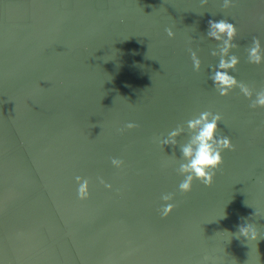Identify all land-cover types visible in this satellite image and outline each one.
<instances>
[{
    "label": "water",
    "instance_id": "water-1",
    "mask_svg": "<svg viewBox=\"0 0 264 264\" xmlns=\"http://www.w3.org/2000/svg\"><path fill=\"white\" fill-rule=\"evenodd\" d=\"M221 18L237 29L231 74L259 90L246 49L264 48V0H0V264H264V108L212 87L207 23ZM204 110L233 148L183 193L186 121ZM245 219L256 240L229 233Z\"/></svg>",
    "mask_w": 264,
    "mask_h": 264
},
{
    "label": "clouds",
    "instance_id": "clouds-1",
    "mask_svg": "<svg viewBox=\"0 0 264 264\" xmlns=\"http://www.w3.org/2000/svg\"><path fill=\"white\" fill-rule=\"evenodd\" d=\"M232 0H223L227 7ZM165 32L169 38L174 36L172 28H166ZM237 35V29L234 23L221 18L218 20L209 19L207 23L206 36L216 42V47L211 50L213 57H218L216 64L209 66V79L212 81V87L220 96H227L233 89L238 88L240 93L251 102L249 107L264 108V86L259 90L250 87L243 81H238L231 73L236 69L239 63V57L232 51L238 45L234 42ZM247 60L250 64H264V48H262L258 37H253L250 46L247 47ZM190 57L194 71H199L201 61L195 51L190 50ZM254 95V99H253ZM221 121V115L218 112L204 110L194 115L186 121V128L189 133L187 142L180 145L179 165L176 169L183 179L178 184V190L183 193L191 191L193 180L200 181L205 186H210L216 170L222 164V152L231 150L233 144L227 135H217L218 122ZM136 124L129 121L125 128L131 129ZM185 127L177 125L168 131L166 135L156 137L157 142L164 147L165 145L176 146L177 136H179ZM113 166L120 168L123 161L118 158H112ZM167 161H165V166ZM77 197L85 200L89 197L87 190L88 179L77 176L76 178ZM105 188H111L110 184L101 179ZM161 199L165 204L161 208V215L166 216L174 207L171 202L172 193L162 194ZM256 213V210H255ZM237 232L232 233L235 236L243 237L245 241L256 240L259 236L256 224L245 219L244 223L238 224ZM232 235V236H233ZM207 258L202 262L206 264Z\"/></svg>",
    "mask_w": 264,
    "mask_h": 264
}]
</instances>
